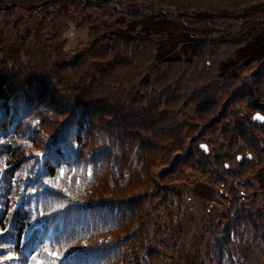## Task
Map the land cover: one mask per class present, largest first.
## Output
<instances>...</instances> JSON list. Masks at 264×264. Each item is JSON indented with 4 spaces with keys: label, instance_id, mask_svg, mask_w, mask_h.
Listing matches in <instances>:
<instances>
[{
    "label": "trees",
    "instance_id": "16d2710c",
    "mask_svg": "<svg viewBox=\"0 0 264 264\" xmlns=\"http://www.w3.org/2000/svg\"><path fill=\"white\" fill-rule=\"evenodd\" d=\"M254 113L264 0H0V264H172L198 180L200 264H264Z\"/></svg>",
    "mask_w": 264,
    "mask_h": 264
},
{
    "label": "rangeland",
    "instance_id": "374dc122",
    "mask_svg": "<svg viewBox=\"0 0 264 264\" xmlns=\"http://www.w3.org/2000/svg\"><path fill=\"white\" fill-rule=\"evenodd\" d=\"M75 37H81L85 39V32H75ZM76 45L74 36L67 43V49L69 54L73 55L71 49ZM257 116L264 117L261 113H254L252 119L255 122L262 123L264 120L257 119ZM240 159V157H238ZM259 167H255L252 172L247 174L242 181L245 182L247 187L252 186L246 194L245 198L248 200V196H254L257 194V204L255 207L259 210V214L264 215V171L258 172ZM203 181V180H201ZM200 180L191 183H174L179 185L178 190H181L184 198V209L179 216V219L173 221V226H183V233L180 236L181 240L178 241L176 238H172L168 244L173 245L176 243V255L174 254L172 264H200V247H201V228L211 229L219 222L220 216L226 208V203L220 201V196L217 195L215 188L205 189L200 184ZM200 182V183H198ZM238 181H236L237 183ZM237 185V184H236ZM175 187V186H174ZM208 187V186H207ZM241 186H236L237 190L242 193ZM247 188H245L246 191ZM244 191V193H245ZM178 239V238H177ZM207 239V237L205 238Z\"/></svg>",
    "mask_w": 264,
    "mask_h": 264
},
{
    "label": "snow or ice",
    "instance_id": "6c2138e0",
    "mask_svg": "<svg viewBox=\"0 0 264 264\" xmlns=\"http://www.w3.org/2000/svg\"><path fill=\"white\" fill-rule=\"evenodd\" d=\"M257 119H261V120H264V117H261V116H257L256 117ZM37 155H43V153H37ZM91 170H89V173H90ZM64 171L63 169L61 170V173H60V177L63 178L64 177ZM45 251L48 252V254L52 257H54L53 259V262L52 264H56V261L57 260H60V259H66L65 257H63V254L62 253H59V252H50L47 248H45ZM5 259L7 260H16L18 259L17 257H15L14 255H12L10 252L8 254L5 255L4 257ZM33 259H36L35 257H33ZM39 264H44L43 261H40Z\"/></svg>",
    "mask_w": 264,
    "mask_h": 264
}]
</instances>
